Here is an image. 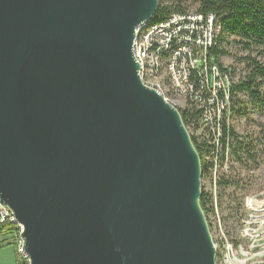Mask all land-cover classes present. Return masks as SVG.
<instances>
[{
    "label": "water",
    "instance_id": "water-1",
    "mask_svg": "<svg viewBox=\"0 0 264 264\" xmlns=\"http://www.w3.org/2000/svg\"><path fill=\"white\" fill-rule=\"evenodd\" d=\"M159 0H0V201L27 264H216L199 156L140 82Z\"/></svg>",
    "mask_w": 264,
    "mask_h": 264
},
{
    "label": "built area",
    "instance_id": "built-area-1",
    "mask_svg": "<svg viewBox=\"0 0 264 264\" xmlns=\"http://www.w3.org/2000/svg\"><path fill=\"white\" fill-rule=\"evenodd\" d=\"M134 33L140 82L179 113L198 114L184 128L200 160L201 210L216 264H264V120L258 111L232 114L237 79L232 67L220 69L211 54L222 33L217 17L172 13L147 20ZM7 224L16 227L11 242L22 256V227L0 201V227Z\"/></svg>",
    "mask_w": 264,
    "mask_h": 264
},
{
    "label": "trees",
    "instance_id": "trees-1",
    "mask_svg": "<svg viewBox=\"0 0 264 264\" xmlns=\"http://www.w3.org/2000/svg\"><path fill=\"white\" fill-rule=\"evenodd\" d=\"M186 1L197 5L196 13H210L217 17L222 33L211 54L220 69V58L229 55L226 46L232 45L242 53L241 57H233L237 67L231 69V76L237 79L231 88L232 114L246 116L252 110L264 117V0H159L157 18L165 19L172 13L186 12L181 6ZM240 94L250 103L244 102ZM197 115L196 111L189 110L180 113V118L186 126ZM202 203L203 199H200L203 208ZM15 232L13 224L0 227L2 238L12 237ZM11 243L16 256H20L14 241ZM20 264H27L26 259L21 257Z\"/></svg>",
    "mask_w": 264,
    "mask_h": 264
},
{
    "label": "rangeland",
    "instance_id": "rangeland-1",
    "mask_svg": "<svg viewBox=\"0 0 264 264\" xmlns=\"http://www.w3.org/2000/svg\"><path fill=\"white\" fill-rule=\"evenodd\" d=\"M168 5V4H167ZM170 5V4H169ZM181 6L185 7L186 11L188 12H196L197 10V5H193L191 2H184L181 4ZM157 17V15L155 16ZM226 50L229 53V55L224 56L223 58H220L219 63L222 66H227V67H237V62L234 60L233 57H235L236 55L238 57L242 56V53H240L237 48H235L232 45H228L226 46ZM168 84H170L168 82ZM168 91H170V89L167 87ZM169 93V98L172 99V101L177 102L179 105L182 104V101L180 99H175L174 95H172L171 92ZM264 120V117H263ZM12 237H7V238H2L0 237V264H20L21 263V257L22 256H16V252L12 246Z\"/></svg>",
    "mask_w": 264,
    "mask_h": 264
},
{
    "label": "clouds",
    "instance_id": "clouds-1",
    "mask_svg": "<svg viewBox=\"0 0 264 264\" xmlns=\"http://www.w3.org/2000/svg\"><path fill=\"white\" fill-rule=\"evenodd\" d=\"M184 125V124H183ZM201 199V198H200Z\"/></svg>",
    "mask_w": 264,
    "mask_h": 264
}]
</instances>
